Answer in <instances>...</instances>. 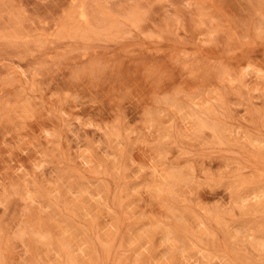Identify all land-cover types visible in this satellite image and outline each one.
Wrapping results in <instances>:
<instances>
[{
    "label": "rangeland",
    "instance_id": "rangeland-1",
    "mask_svg": "<svg viewBox=\"0 0 264 264\" xmlns=\"http://www.w3.org/2000/svg\"><path fill=\"white\" fill-rule=\"evenodd\" d=\"M0 264H264V0H0Z\"/></svg>",
    "mask_w": 264,
    "mask_h": 264
},
{
    "label": "bare ground",
    "instance_id": "bare-ground-1",
    "mask_svg": "<svg viewBox=\"0 0 264 264\" xmlns=\"http://www.w3.org/2000/svg\"><path fill=\"white\" fill-rule=\"evenodd\" d=\"M83 13L80 14V16L82 15ZM84 15V14H83Z\"/></svg>",
    "mask_w": 264,
    "mask_h": 264
}]
</instances>
